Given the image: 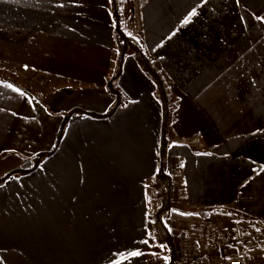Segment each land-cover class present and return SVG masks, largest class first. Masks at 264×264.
<instances>
[{"label": "crops", "instance_id": "0c3cea01", "mask_svg": "<svg viewBox=\"0 0 264 264\" xmlns=\"http://www.w3.org/2000/svg\"><path fill=\"white\" fill-rule=\"evenodd\" d=\"M121 4L170 101L168 228L196 251L227 209L246 243L228 262L264 264V0ZM130 52L116 77L110 0H0V70L16 83L0 81V264H158L149 222L163 107ZM113 79L124 101L108 117Z\"/></svg>", "mask_w": 264, "mask_h": 264}, {"label": "trees", "instance_id": "16d2710c", "mask_svg": "<svg viewBox=\"0 0 264 264\" xmlns=\"http://www.w3.org/2000/svg\"><path fill=\"white\" fill-rule=\"evenodd\" d=\"M111 14L115 23V39L117 42L119 58H118V69L117 76L121 74L122 64L126 54L129 51H132L135 55L137 62L145 69L148 75L155 81L158 86L159 98L163 107V121L161 128V138H160V163L158 171L155 175L153 181L154 189V200L157 202L158 206L155 212L151 215L149 228L152 231L151 242L157 245L167 246L169 251V262L168 264H175V260L178 255V249L176 244V238L174 233L168 228L166 224L167 213L172 208L173 197H174V182L172 176L165 169V158L168 155V147L170 140L168 138L169 125L171 121V112H170V101L165 90L162 78L155 70L150 58L145 54L142 41L140 39L128 36L122 27V4L121 0H110ZM0 81H9L16 85V83L9 78L3 71L0 70ZM110 89L113 94L116 96L117 103L115 108L106 116H112L124 99L121 95L113 89L112 82L109 84ZM81 111V110H78ZM95 115V114H94ZM96 116V115H95ZM99 116V115H98ZM101 116V115H100ZM65 121H63L59 132L57 134L56 142L54 148L49 152L53 154L59 147L63 133H64ZM39 165L38 158L34 162L33 166L29 169H36ZM184 237L183 234L180 235V238Z\"/></svg>", "mask_w": 264, "mask_h": 264}, {"label": "rangeland", "instance_id": "374dc122", "mask_svg": "<svg viewBox=\"0 0 264 264\" xmlns=\"http://www.w3.org/2000/svg\"><path fill=\"white\" fill-rule=\"evenodd\" d=\"M4 41H11L13 42L14 39L10 37H5ZM10 44V43H7ZM130 55L133 59H130L131 62L135 61V55L130 52ZM134 60V61H133ZM136 62V61H135ZM116 79H113V82ZM110 82V83H111ZM109 83V84H110ZM68 117V116H63ZM65 119V118H64ZM59 132V130H58ZM58 134V133H57ZM153 133H151L152 135ZM52 149V148H51ZM51 150H49L50 152ZM43 152L39 153L35 159H39L42 156ZM168 156V155H167ZM22 156L18 154H12L9 158V162H17L19 159H21ZM167 157L164 159L166 163ZM3 173L0 168V185H3L4 178H2ZM9 177V176H8ZM6 185V184H5ZM169 213V212H168ZM167 213V215H168ZM186 213V212H185ZM193 215V214H192ZM216 216V214H215ZM213 218V221H211L210 228L209 226L205 227L206 229H209L205 236H203V239L200 238L199 240V251H202L205 253L209 259L210 264H229L228 260L226 259L229 255L233 253H240L242 252L243 247L245 246V240H244V227L239 222L238 217L232 212L227 211V209H222L218 211L217 217ZM167 218V217H166ZM200 220H203L202 218H199ZM198 219V220H199ZM208 222L206 223V225ZM264 229V228H260ZM264 231V230H263ZM175 235V234H174ZM176 244L178 249V255L175 261L179 259V257L188 255L191 251H194L196 247L192 245V243L185 239V237L180 238V236H176ZM260 243L259 246L261 248L264 247V232H261V238L258 240ZM251 243V242H249ZM257 245V242H256ZM263 245V246H262ZM164 246V245H162ZM166 247V249H165ZM194 247V248H193ZM196 249V251H198ZM159 252L161 256H155V261L158 262V264H168L169 262V251L167 246H164V248L159 247ZM236 255V254H235ZM240 255H244V253H241ZM239 257L238 255H236ZM167 257V259H165ZM253 259V257H251ZM243 261V260H242Z\"/></svg>", "mask_w": 264, "mask_h": 264}, {"label": "built area", "instance_id": "2783aa9c", "mask_svg": "<svg viewBox=\"0 0 264 264\" xmlns=\"http://www.w3.org/2000/svg\"><path fill=\"white\" fill-rule=\"evenodd\" d=\"M175 264H210L209 259L197 251H191L188 255L179 257ZM229 264H242L236 255L229 257Z\"/></svg>", "mask_w": 264, "mask_h": 264}, {"label": "snow or ice", "instance_id": "6c2138e0", "mask_svg": "<svg viewBox=\"0 0 264 264\" xmlns=\"http://www.w3.org/2000/svg\"><path fill=\"white\" fill-rule=\"evenodd\" d=\"M196 15V12L195 10L192 11V13L190 14V16L184 21L185 24H187L190 20H191V17L192 16H195ZM258 19H262L264 20V17H260ZM175 33H173L174 35ZM15 91L19 92L20 90L19 89H14ZM21 95H23V93H21ZM205 155H211V153H204ZM261 170H264V167H262ZM144 243H147V241H144ZM142 253L139 252V251H132L130 253L127 254V257H135V256H139L141 255ZM126 256H124L123 254L121 255V260L123 259H126L127 258ZM165 259H167V257H165Z\"/></svg>", "mask_w": 264, "mask_h": 264}]
</instances>
